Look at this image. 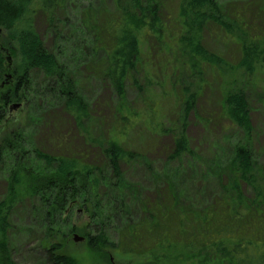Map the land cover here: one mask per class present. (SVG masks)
Listing matches in <instances>:
<instances>
[{
	"label": "trees",
	"instance_id": "obj_1",
	"mask_svg": "<svg viewBox=\"0 0 264 264\" xmlns=\"http://www.w3.org/2000/svg\"><path fill=\"white\" fill-rule=\"evenodd\" d=\"M67 1L0 0V31L11 35L0 42L5 47L0 49V80L1 74H11L0 89V127L8 118L6 107L14 104L21 105L16 112L23 110L30 122L42 108L44 113L59 110L86 147L79 154L43 152L31 143L32 132H26L22 124L13 127L16 118L7 130H0V157L5 155L11 161L5 173V196L0 200V264H14L7 249L8 219L24 200L38 202L35 210L40 214V227L45 242L50 241L43 245L46 264H72V259L56 253L62 246L55 241L74 234L84 236L92 254L108 249L123 255L156 256L158 251L167 250L173 256L184 253L188 260L199 259V264H264V167L254 160L250 149L253 126L248 94L238 87L245 79L253 88L264 78V0L252 14L261 26L252 38L241 34V22L233 20L214 0H178L174 19L171 0H112V9L82 14L74 26L62 16ZM40 23L55 42L52 52L45 47L47 37L40 32ZM67 27L74 28L71 35L79 39L77 48L71 45L65 62L63 50L71 43L64 31ZM209 28L236 36L240 43L236 64L205 48L203 35ZM83 38L86 41L82 42ZM58 42L62 51L56 49ZM72 52L78 56L72 58ZM9 54L14 64L5 58ZM72 64L79 66L77 71ZM82 70H87L90 79L106 84L115 98L108 125H102L79 93L74 76ZM208 72L224 76L220 121L242 136L230 156L215 164L219 195L183 209L177 191H171L164 204L141 208V220L132 221L123 200L127 187L122 168L142 158L128 148L131 132L142 126L150 136H169V162L192 155L186 129L199 98L192 83L196 78L201 83L202 75ZM35 78H40L39 82L35 83ZM165 83L177 107L168 127L159 122L157 101L148 99L140 108L127 103L128 89L146 98L156 85ZM198 88L201 92L200 84ZM34 93L38 96L37 113L29 103ZM106 189L110 198L100 192ZM99 193L106 195L108 206L115 205L107 209L109 212L103 211L105 206H91ZM76 209L78 214L84 210L90 215L86 226L77 227L79 216L72 224ZM107 218L123 224L116 242L107 237V225L102 221ZM166 257L157 255L156 264Z\"/></svg>",
	"mask_w": 264,
	"mask_h": 264
},
{
	"label": "rangeland",
	"instance_id": "obj_2",
	"mask_svg": "<svg viewBox=\"0 0 264 264\" xmlns=\"http://www.w3.org/2000/svg\"><path fill=\"white\" fill-rule=\"evenodd\" d=\"M219 6L223 7L230 17L236 22H241L239 29L241 34H246L248 38L260 33L261 26L258 20L253 18L254 8H259L263 4L262 0H214ZM171 17L174 19L176 15V5L178 0H171ZM100 8L112 9V0H68L63 11V17L67 18L74 26L82 14L89 11L98 12ZM250 8V10H249ZM237 10V11H236ZM249 10V11H248ZM248 11V13H247ZM252 11V12H251ZM61 16V14H60ZM244 21V22H243ZM70 26V25H67ZM40 32L46 34L44 44L49 51L55 50V42L50 35L45 33L42 23H40ZM74 28L67 27L64 29L65 35L71 39L69 47L58 42L56 49L63 50L64 60L69 56L71 45L77 48L78 39L74 33ZM236 34V32H235ZM239 34L240 36H242ZM238 35V34H236ZM3 38L9 39L11 35L0 31V42ZM83 41H86L83 38ZM13 45L15 46L14 40ZM203 45L210 52L218 55L227 63L236 64L238 54L235 52L239 49V41L236 36L229 35L225 30L209 28L204 32ZM0 49L5 50V47L0 45ZM72 51V50H71ZM56 52V51H55ZM75 52L71 53V57L76 56ZM12 63L14 59L11 54L8 55ZM8 56H5V58ZM61 56V58H63ZM78 56V55H77ZM14 64V63H13ZM74 71L78 70L79 66H73ZM13 68V67H12ZM81 70V69H80ZM87 70L78 71L74 78L77 82V87L81 96H83L91 106V111L94 116L99 118L103 124L108 125L111 118L112 109L115 105V98L112 95L109 87L100 83L95 79H90L86 76ZM11 74H1V82L6 76ZM201 83L196 78L193 81L195 90L199 92V98L195 112L193 111L189 117L186 135L189 143V149L192 152L190 156H185L182 161L169 162L167 160L166 148L170 145V137L162 136L156 138L150 136L144 128L136 127L131 132L128 138V148L135 150L140 155L141 160L123 166V182L127 187L123 200L128 206L129 218L138 222L141 220V208L152 206L153 203H161L166 201L168 194L172 191L178 193L180 205L189 207L196 203H207L212 201L219 195L214 177L215 164L224 161L230 156L232 148L242 142L241 133L235 130L230 125L220 121V93L224 86V76L208 72L205 76L202 75ZM40 78H35L33 81L39 82ZM201 85V92L199 90ZM161 86V85H159ZM156 85L151 97L137 95L132 90H127V103L136 108L142 107L141 103L148 99L157 101L160 104L159 122L164 127H168L167 121H173L177 115V107L170 94L168 83L164 86ZM248 94V102L250 107V117L253 126V137L251 143V152L254 160L264 167V78L261 77L256 81L253 88H249L244 79L243 84H238ZM37 89H41L38 87ZM4 91V90H3ZM36 93L33 94L29 103L31 104L32 112H36ZM10 107H6L7 120L0 130H7L16 118L17 126L25 128L26 132H32L30 139L31 143L43 152L54 155L79 154L86 150L83 145V140L79 132L75 130L70 120L63 115L59 110L42 111L36 115L34 122H30L24 118V111H10ZM37 113V112H36ZM39 116L40 120L37 119ZM161 119V121H160ZM105 120V121H104ZM98 122V121H97ZM100 126V125H98ZM64 145V147L61 146ZM10 158H5V155L0 157V200L5 196V173L11 165ZM7 161V162H4ZM100 192L109 194L108 189ZM102 193L98 194L97 202L91 206H105L103 211L109 212L107 209L115 206H108L105 196ZM249 195V192H246ZM38 202L24 200L23 203L16 205L9 214L7 230V249L9 259L14 264H46V253L43 245L45 242V233L40 227V214L35 210ZM90 206V207H91ZM113 208V207H112ZM82 208H79V210ZM77 209L73 210L71 222L76 223V218L79 216L78 228L84 227L90 222V215L84 213L78 214ZM106 226V234L109 240L116 242L119 236V230L123 224L116 219L107 218L102 220ZM75 235V234H74ZM74 235L68 237H57L56 243H61L62 249L56 252L58 255L67 256L70 263L75 264H156V256H167L160 261V264H199V259L188 260L186 256L178 253L173 256L170 251H158L156 256L154 253L143 256L123 255L115 250H106L99 254H92L86 248V241L76 243L73 240ZM78 237H84L82 234H76ZM50 242V241H49ZM43 243V244H42ZM226 264V263H224Z\"/></svg>",
	"mask_w": 264,
	"mask_h": 264
},
{
	"label": "water",
	"instance_id": "obj_3",
	"mask_svg": "<svg viewBox=\"0 0 264 264\" xmlns=\"http://www.w3.org/2000/svg\"><path fill=\"white\" fill-rule=\"evenodd\" d=\"M7 61L10 62V57L7 58ZM8 80H10V76H9V75L6 76V77H5V81L2 82V83L0 84V89H3V87L8 83ZM20 107H21L20 104H14V105H12V106L10 107V111L13 110V111L16 112ZM73 240H74V242H76V243H80V242H83V241H84V238H82V237H78L77 235H74Z\"/></svg>",
	"mask_w": 264,
	"mask_h": 264
}]
</instances>
